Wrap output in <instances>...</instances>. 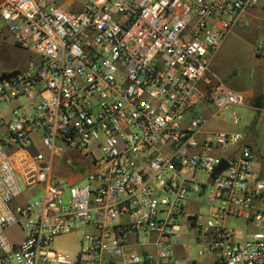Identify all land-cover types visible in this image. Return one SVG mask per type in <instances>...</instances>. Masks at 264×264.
<instances>
[{
	"label": "built area",
	"instance_id": "obj_1",
	"mask_svg": "<svg viewBox=\"0 0 264 264\" xmlns=\"http://www.w3.org/2000/svg\"><path fill=\"white\" fill-rule=\"evenodd\" d=\"M259 2L0 0V38L30 53L0 73V264H198L191 247L264 264V155L207 129L246 103L211 61ZM79 155L81 171L57 173ZM22 184L43 193L19 205ZM85 228L76 252L55 246Z\"/></svg>",
	"mask_w": 264,
	"mask_h": 264
},
{
	"label": "rangeland",
	"instance_id": "obj_2",
	"mask_svg": "<svg viewBox=\"0 0 264 264\" xmlns=\"http://www.w3.org/2000/svg\"><path fill=\"white\" fill-rule=\"evenodd\" d=\"M258 7L262 8L263 11H259V13L256 14L257 17L246 18L243 25L247 26V30L246 28H242L241 30H237V34H231L212 59V69L217 72V76L220 80L225 84L233 86L240 92L242 90L249 92L251 88L253 90L260 88L264 91V58L254 56L256 50L254 43L257 41L264 43V0H260ZM29 56L30 53L15 43L12 37L5 42H0V73L25 68L28 64ZM262 102H264L263 99ZM232 112H239L241 114V122L238 126L232 125L229 119V115ZM255 123L257 125L256 131L255 133H250L247 143L253 147L255 157L258 158L264 155V107L261 109H250L243 105H230L224 111L221 118L210 119L207 123V129L240 130L248 132V126ZM85 162L86 160L79 155L75 159L73 157L70 158L66 167H64L60 161L56 170L58 174H61L63 169H65L66 172H74L68 170L72 166L74 170L79 172ZM22 186L23 195L17 201L19 205L35 201L43 193L41 186L38 184L31 186L22 184ZM63 197L68 199V192H66ZM200 201L202 203L200 212L205 217L208 209L206 195H204ZM189 206L190 210H192L194 205L191 201L189 202ZM227 224L236 228L245 227L244 221L240 218L229 217L227 219ZM87 231L88 228H85L84 231L77 230L72 234L59 236L55 239V246L60 249L76 252ZM9 232L11 236H21L17 229H12ZM187 238V236H184L183 240L187 241ZM190 251L192 257L197 260L198 264H215L213 254L198 256L196 247H191Z\"/></svg>",
	"mask_w": 264,
	"mask_h": 264
},
{
	"label": "crops",
	"instance_id": "obj_3",
	"mask_svg": "<svg viewBox=\"0 0 264 264\" xmlns=\"http://www.w3.org/2000/svg\"><path fill=\"white\" fill-rule=\"evenodd\" d=\"M259 11H263V9L262 8H259L258 7V5L257 6H255V7H253V8H251V9H249L244 15H243V17H242V19H241V21L235 26V27H233V29L231 30V32L226 36V38L224 39V41L222 42V44L220 45V47L213 53V57H212V59L215 57V55H216V53H218V51L221 49V47H222V45L225 43V41H226V39L231 35V34H237V30H241L242 28H246V30H247V26H245V25H243L244 23H245V21H246V18H253V17H257V13H259ZM243 32V31H242ZM8 40V39H7ZM0 42H5V40L4 39H1L0 38ZM255 44V46H256V50H255V52H254V56H257L258 58H264V56L263 55H260V54H258L257 53V48L259 47V45L261 44L260 42H255L254 43ZM254 46V47H255ZM218 74H217V72L215 71V70H213L212 69V61H211V73H210V76L212 77V79L215 81V80H217V78H219L218 76H217ZM226 85H228V84H226ZM228 86H230V87H232V88H234L233 86H231V85H228ZM236 89V88H235ZM250 89V88H249ZM244 95H245V97H246V103L243 105V106H247V107H249L250 109H261V108H263L264 107V102H262V99H263V101H264V98H263V96H264V91H262L260 88H256V89H250V91L249 92H247V91H241ZM210 108L212 109L213 108V106L210 104L209 105V108H205V107H200V112L201 113H203L204 115H206V116H210ZM241 115V114H240ZM233 125V124H232ZM234 126H236V125H234ZM238 126V125H237ZM256 123L255 124H251V125H249L248 126V128H247V131L248 132H243V131H241V132H243L244 134H245V136H246V141H247V139H248V137L250 136V133H255V131H256ZM222 130H226V129H222ZM238 131H240V130H238Z\"/></svg>",
	"mask_w": 264,
	"mask_h": 264
},
{
	"label": "water",
	"instance_id": "obj_4",
	"mask_svg": "<svg viewBox=\"0 0 264 264\" xmlns=\"http://www.w3.org/2000/svg\"><path fill=\"white\" fill-rule=\"evenodd\" d=\"M227 167V161L222 159V163L217 167L216 172H222ZM192 218V217H191Z\"/></svg>",
	"mask_w": 264,
	"mask_h": 264
}]
</instances>
